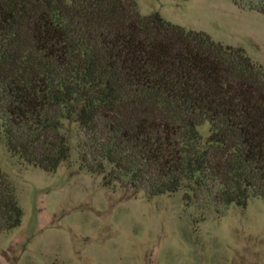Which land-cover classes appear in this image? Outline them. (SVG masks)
I'll use <instances>...</instances> for the list:
<instances>
[{"label":"trees","instance_id":"16d2710c","mask_svg":"<svg viewBox=\"0 0 264 264\" xmlns=\"http://www.w3.org/2000/svg\"><path fill=\"white\" fill-rule=\"evenodd\" d=\"M0 135L47 172L75 146L106 187L244 207L264 200V65L137 0H0ZM22 218L0 168V232Z\"/></svg>","mask_w":264,"mask_h":264},{"label":"rangeland","instance_id":"374dc122","mask_svg":"<svg viewBox=\"0 0 264 264\" xmlns=\"http://www.w3.org/2000/svg\"><path fill=\"white\" fill-rule=\"evenodd\" d=\"M187 29L243 47L264 65V14L232 0H137ZM0 168L23 208L0 232V264H264V200L219 210L187 204L186 189L147 198L106 187L80 167L78 150L54 172L12 155L0 135Z\"/></svg>","mask_w":264,"mask_h":264}]
</instances>
